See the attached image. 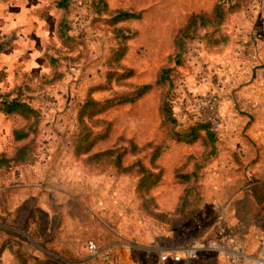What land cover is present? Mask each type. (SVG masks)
Instances as JSON below:
<instances>
[{
	"label": "rangeland",
	"instance_id": "374dc122",
	"mask_svg": "<svg viewBox=\"0 0 264 264\" xmlns=\"http://www.w3.org/2000/svg\"><path fill=\"white\" fill-rule=\"evenodd\" d=\"M55 1L0 0V36L11 39L0 54V93L23 85L22 97L40 114L28 159L0 169V264H103L87 251L88 240L111 250L108 264H228L207 249L191 261L159 260L161 249L181 247L196 237L261 252L264 182L245 180L244 193L237 197H221L217 190L222 161L246 155L264 166V152L258 158L255 150L234 149L250 143L243 114L255 103L264 108V0H239L222 24L196 25L180 50L173 42L177 30L192 13L211 11L216 0H105L110 10L140 13L138 19L117 24L98 0H70L65 10ZM62 16L69 27L63 40L56 32ZM119 26L130 34L121 60L134 70L127 82L153 87L133 103L85 117L95 140L87 152L76 154L77 113L89 90L102 101L131 89L123 82H106L107 60L120 45ZM45 52L58 59L62 77L39 89L36 80L50 72ZM162 68L171 69L170 79L156 85ZM210 91L222 101L223 127L214 142L204 136L192 143L172 139V130L182 133L192 123L185 115L191 114L196 97ZM164 96L175 126L166 125L160 115ZM24 123L18 114L0 112V152L13 151L12 131ZM132 142L146 147L132 154ZM156 145L162 181L150 194L160 209H171L183 192L176 168L190 172L198 166L207 194L202 209L179 225H159L141 211L136 172L117 175L109 163L85 161L96 151L114 148L126 150L124 165L140 160L150 166Z\"/></svg>",
	"mask_w": 264,
	"mask_h": 264
},
{
	"label": "trees",
	"instance_id": "16d2710c",
	"mask_svg": "<svg viewBox=\"0 0 264 264\" xmlns=\"http://www.w3.org/2000/svg\"><path fill=\"white\" fill-rule=\"evenodd\" d=\"M98 1L99 4H102L104 11L110 15L111 23L113 24H117L128 19L140 18V13L129 12L122 9L110 10L105 0ZM69 2L70 0H56L55 6L65 10ZM226 4H228L227 7ZM238 7L239 0H234L233 2L232 0H216L211 11H199L192 13L174 35L173 42L175 47H178L180 50L184 39L190 35L189 33H191L196 25L203 27L218 26L222 24L227 14L235 11ZM68 29L67 19L62 16L58 21L56 31L59 39L63 40L68 37ZM115 32L120 38V45L116 50L112 51L107 60L109 71L106 74V82L108 85L111 84L112 81L117 83L123 82L121 84L128 85L131 89L127 92H122L102 101L95 99L91 95L93 90H89L77 113L79 130L75 135L74 140L76 154L87 152L95 140L91 137V128L87 122H85V117H91L95 113H99L114 106L133 103L139 100L153 87V84L150 83L132 85L130 82H127V80L134 75V70L123 66L121 64V60L125 56L126 42L130 38V34H126L125 28L120 26L115 28ZM3 39L4 38L0 36V53L7 49L11 42V39ZM176 55H180V52L178 51ZM45 57L48 61L50 72L40 75L36 80L39 85V89H43L45 86L59 81L62 77V73L57 69L58 59L48 54V52H45ZM113 69H122V72L118 73L116 70L113 71ZM170 71V68H162L159 71L154 84L159 85L163 84L165 81H169ZM22 91L23 85L19 84L14 85V87L7 92L0 93V112L5 115L18 114L25 120L24 125L19 128H15L12 131L13 140L16 142L13 151L10 154L4 151L0 152V169L11 168L24 163L28 159L30 151L33 149V139H35L39 126L40 114L28 100L22 97ZM158 108L163 122L166 125L175 126L177 121L172 112L171 104L167 101L165 96L159 101ZM182 131L183 132L180 133V131L172 130L170 137L186 143H192L203 136L208 137L212 142H214L216 138L209 127L202 122H192ZM30 135L33 137L29 138ZM149 145L151 144H148V146ZM145 147L146 146L138 147L132 142L130 152L132 154H137ZM159 147L160 146L157 145L154 146V151L149 161L150 166L144 165L140 160H137L130 165H124L122 163V157L126 150L119 152L118 149L114 148L96 151L95 153L88 155L85 161L97 165L109 163L117 175H129L136 172L139 176L136 192L138 193L141 211L145 215L152 218L157 224L170 227L179 225L189 220L197 211L202 209L204 204L203 187L200 182L201 174L198 166H195V168L190 172H180V168L174 169L175 178L184 184L183 192L179 196L178 202L173 210L164 211L160 209L155 202V199L150 194V190L162 181V168L157 160L161 154ZM215 147L213 144L211 151H214Z\"/></svg>",
	"mask_w": 264,
	"mask_h": 264
},
{
	"label": "built area",
	"instance_id": "2783aa9c",
	"mask_svg": "<svg viewBox=\"0 0 264 264\" xmlns=\"http://www.w3.org/2000/svg\"><path fill=\"white\" fill-rule=\"evenodd\" d=\"M190 114L192 122H202L217 136L222 131V101L216 91L199 94L193 104ZM87 251L99 259L103 264H108L112 259V252L108 248H100L95 241L88 240ZM214 252L219 257L225 259L228 264H264V249L257 253L247 252L242 244L233 243L231 245L222 244L216 240L204 242L202 237L191 239L185 245L178 248H163L159 251V260L162 263L179 262L182 260H194L203 250Z\"/></svg>",
	"mask_w": 264,
	"mask_h": 264
},
{
	"label": "crops",
	"instance_id": "0c3cea01",
	"mask_svg": "<svg viewBox=\"0 0 264 264\" xmlns=\"http://www.w3.org/2000/svg\"><path fill=\"white\" fill-rule=\"evenodd\" d=\"M29 1H30L29 4L36 3V0H29ZM42 1L43 0H41V2ZM185 113L186 112H184V114ZM243 115H245L246 118L249 120V125L247 129V138L250 143L243 142L240 145V147L234 149H236V151L243 153H247V151L255 150L258 153V158H259L260 157L259 153L263 154L262 152H264V108L260 107L258 103L252 104L250 105L249 110L246 111V114ZM185 116H188L187 118H190V115H185ZM237 121H241V120L237 119ZM235 126L239 127V124ZM217 149L218 152L220 153L219 146H217ZM258 160L259 159L256 160L255 158H251V160H249V158L245 155L241 159L238 156L236 157L235 160L228 159L227 161L225 160L222 161L223 162L222 167L224 171L221 177L218 179V183L220 184V186L218 184L219 188L217 190L220 193L221 197L230 198V197H237L240 195V193L243 194L244 193L242 190L243 186L241 185V183L247 180L248 182L247 184H250L249 182H251V177L256 179V180H252L251 183H255V182L263 183L264 177H262V173L264 175V166L263 168H261L262 166L261 161ZM262 162H264V160H262ZM232 168L234 169L232 170ZM206 196L207 194L206 192H204L205 199ZM175 205L169 210H165V209L163 210L171 211L174 209ZM167 237H169L168 234Z\"/></svg>",
	"mask_w": 264,
	"mask_h": 264
}]
</instances>
